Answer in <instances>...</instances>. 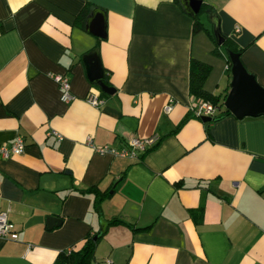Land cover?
Listing matches in <instances>:
<instances>
[{
    "label": "crops",
    "instance_id": "1",
    "mask_svg": "<svg viewBox=\"0 0 264 264\" xmlns=\"http://www.w3.org/2000/svg\"><path fill=\"white\" fill-rule=\"evenodd\" d=\"M204 1L264 87V0ZM95 11L104 37L86 27ZM192 21L176 0H0V144L25 141L0 157V210L18 230L0 237V264H53L104 221L91 264H264V113L185 118L197 103L191 57L210 64L204 88L220 99L231 80L224 45ZM93 50L112 93L88 77ZM54 74L68 75L71 100ZM91 89L102 104L87 100ZM150 135L136 159L87 142ZM91 186L108 192L99 204Z\"/></svg>",
    "mask_w": 264,
    "mask_h": 264
},
{
    "label": "water",
    "instance_id": "2",
    "mask_svg": "<svg viewBox=\"0 0 264 264\" xmlns=\"http://www.w3.org/2000/svg\"><path fill=\"white\" fill-rule=\"evenodd\" d=\"M203 0H180L185 10L191 15H197L201 11V4ZM214 38L218 44H223L225 40V33L221 29L220 17L214 10H205ZM86 27L99 36H105L104 16L100 11H95L94 15L86 22ZM228 56L231 62V80L230 88L226 93L223 104L237 117L244 115H258L264 113V87L257 81L254 73L250 72L240 57L238 51L227 49ZM83 60L86 64L87 74L91 80H95L100 88L112 93L115 88L107 85L103 81L104 68L96 50L90 51L84 55ZM222 116V115H220ZM220 116L202 115L201 119L209 121L217 119ZM54 218H52L53 220ZM105 221L102 223L100 230L93 236L95 239L100 232L105 229Z\"/></svg>",
    "mask_w": 264,
    "mask_h": 264
},
{
    "label": "built area",
    "instance_id": "3",
    "mask_svg": "<svg viewBox=\"0 0 264 264\" xmlns=\"http://www.w3.org/2000/svg\"><path fill=\"white\" fill-rule=\"evenodd\" d=\"M235 29L238 30L239 26L235 25ZM53 79L58 83L60 89V99L62 101L71 100L74 95L70 90V79L66 74H54L52 75ZM87 100L93 105H100L104 102V97L100 95L98 91L89 90ZM170 103H167L164 106V109L168 111L170 109ZM192 111L196 116L201 117L202 115L214 116L217 111V106L214 105L209 100H199L192 107ZM58 138H61V134L53 130L51 131ZM157 141L155 135H150L146 137L131 136L127 139L126 145L123 147H114L109 144L96 145L92 142L91 137H87V142L91 145L96 151L99 152H108L114 156L129 157L136 159L140 154L144 153L148 148L152 147ZM25 147L24 138L21 135H16L13 141L10 144L1 143L0 144V157L7 158L12 154H18L23 152ZM0 237L17 239L18 230L15 227V224L8 217L6 210H0ZM72 250V247H69L67 251ZM94 264H116L112 258L104 257L100 260H96Z\"/></svg>",
    "mask_w": 264,
    "mask_h": 264
},
{
    "label": "trees",
    "instance_id": "4",
    "mask_svg": "<svg viewBox=\"0 0 264 264\" xmlns=\"http://www.w3.org/2000/svg\"><path fill=\"white\" fill-rule=\"evenodd\" d=\"M179 3L180 0H176ZM87 3L84 5L82 10L78 13L76 18H79L81 14H83L86 10ZM211 6L206 3L204 0L201 4V11L197 15H192L193 21H192V31L196 32L201 29H207L210 33V35L214 38L212 27L208 29L204 21L201 19V14L205 12V10H211ZM226 35V33H225ZM215 39V38H214ZM225 50H226V58L228 61V66H231V62L228 56L227 49H231L233 51H238L241 54V51L244 47L239 46L230 36L226 35L225 40L223 42ZM216 53H219L218 50L213 49ZM210 64L201 61L199 59L190 58L189 61V90L191 94L199 100H209L217 107L223 106V99H220L219 94L212 93L204 88V81L206 79V76L208 75L210 71ZM103 81L106 83H109L106 76L103 77ZM101 94H106L104 91L101 90ZM231 113L228 108L223 106V110L219 114H215L214 116H220L224 114ZM194 115L193 112H190L188 116L185 118H188L189 116ZM184 118V119H185ZM155 145V144H154ZM153 145V146H154ZM89 191H93L95 194L96 202L99 204L100 201L106 196V192L104 190L98 189L96 186H91L88 188ZM108 194V192H107ZM118 218L114 217L111 219V222H117ZM97 238L94 239L92 236L86 237L84 244L79 249H72L70 251L62 250L58 253L55 261L53 264H91L92 260L94 259V250L96 246Z\"/></svg>",
    "mask_w": 264,
    "mask_h": 264
},
{
    "label": "rangeland",
    "instance_id": "5",
    "mask_svg": "<svg viewBox=\"0 0 264 264\" xmlns=\"http://www.w3.org/2000/svg\"><path fill=\"white\" fill-rule=\"evenodd\" d=\"M203 15L205 16V15H206V13H205V12H203L202 16H203Z\"/></svg>",
    "mask_w": 264,
    "mask_h": 264
}]
</instances>
